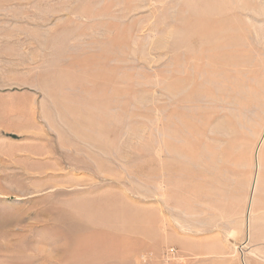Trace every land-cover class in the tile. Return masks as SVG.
<instances>
[{"label": "rangeland", "instance_id": "obj_1", "mask_svg": "<svg viewBox=\"0 0 264 264\" xmlns=\"http://www.w3.org/2000/svg\"><path fill=\"white\" fill-rule=\"evenodd\" d=\"M263 135L264 0H0V264H264Z\"/></svg>", "mask_w": 264, "mask_h": 264}, {"label": "bare ground", "instance_id": "obj_2", "mask_svg": "<svg viewBox=\"0 0 264 264\" xmlns=\"http://www.w3.org/2000/svg\"><path fill=\"white\" fill-rule=\"evenodd\" d=\"M264 147V135L262 136L261 140L259 141V143L257 144V147L255 149V165H256V171H255V176H254V188H253V193L255 192V188H256V184L258 181V176H259V171H260V166H261V149H263ZM252 202V201H251ZM250 207V206H249ZM250 212V210H249ZM249 227V226H248Z\"/></svg>", "mask_w": 264, "mask_h": 264}]
</instances>
